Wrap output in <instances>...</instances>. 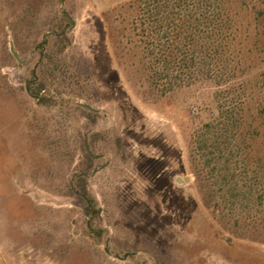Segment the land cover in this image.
Returning <instances> with one entry per match:
<instances>
[{"label": "rangeland", "instance_id": "obj_1", "mask_svg": "<svg viewBox=\"0 0 264 264\" xmlns=\"http://www.w3.org/2000/svg\"><path fill=\"white\" fill-rule=\"evenodd\" d=\"M131 1L0 0V235L10 264H264V221L242 236L207 208L190 152L195 129L218 114V91L240 94L252 117L264 106V0L229 5L219 35L231 68L164 95L127 45ZM85 135L103 158L86 152Z\"/></svg>", "mask_w": 264, "mask_h": 264}, {"label": "trees", "instance_id": "obj_2", "mask_svg": "<svg viewBox=\"0 0 264 264\" xmlns=\"http://www.w3.org/2000/svg\"><path fill=\"white\" fill-rule=\"evenodd\" d=\"M231 2L132 0L128 4L134 15L127 45L140 51L141 69L161 95L212 73L219 77V68H231L228 39L219 35L221 26L230 23ZM224 95L230 100H221ZM215 98L217 116L197 127L191 138L193 172L207 208L230 219L243 230L242 236H251L260 232L257 224L264 221V148L260 146L264 139L259 133L264 106L257 109L258 117H252L240 94L218 91ZM83 196L86 210L97 215L93 202ZM251 218L254 228L249 226ZM260 234L258 238L264 240V233Z\"/></svg>", "mask_w": 264, "mask_h": 264}, {"label": "water", "instance_id": "obj_3", "mask_svg": "<svg viewBox=\"0 0 264 264\" xmlns=\"http://www.w3.org/2000/svg\"><path fill=\"white\" fill-rule=\"evenodd\" d=\"M10 50L11 52L13 53V55L15 56V58L19 61L20 63V57H19V53L17 51H15L14 49V44L11 43V46H10ZM78 105L82 106L83 108H86L87 110L91 111V112H95V113H98L101 111V109L99 108H95L89 104H86V103H81L79 102ZM85 149H86V152L94 159L98 160V159H101L103 158V155H94L92 150H91V147H90V143H89V140H88V135H85ZM106 165H102L101 167H99L98 169H96L94 171V174H96L99 170L103 169ZM189 177H184V178H181V177H177L176 178V181L178 183H181L183 181H189Z\"/></svg>", "mask_w": 264, "mask_h": 264}, {"label": "crops", "instance_id": "obj_4", "mask_svg": "<svg viewBox=\"0 0 264 264\" xmlns=\"http://www.w3.org/2000/svg\"><path fill=\"white\" fill-rule=\"evenodd\" d=\"M6 244L0 235V264H10Z\"/></svg>", "mask_w": 264, "mask_h": 264}]
</instances>
